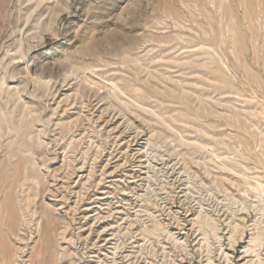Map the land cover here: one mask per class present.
Returning a JSON list of instances; mask_svg holds the SVG:
<instances>
[{"label": "rangeland", "instance_id": "1", "mask_svg": "<svg viewBox=\"0 0 264 264\" xmlns=\"http://www.w3.org/2000/svg\"><path fill=\"white\" fill-rule=\"evenodd\" d=\"M0 244L264 264V0H0Z\"/></svg>", "mask_w": 264, "mask_h": 264}, {"label": "bare ground", "instance_id": "2", "mask_svg": "<svg viewBox=\"0 0 264 264\" xmlns=\"http://www.w3.org/2000/svg\"><path fill=\"white\" fill-rule=\"evenodd\" d=\"M11 218L14 222L18 220L17 215L11 210ZM7 222V221H6ZM0 252L4 257L6 262H11L13 260V251L5 244H0ZM15 259V258H14ZM18 261V260H17ZM16 261V262H17Z\"/></svg>", "mask_w": 264, "mask_h": 264}]
</instances>
